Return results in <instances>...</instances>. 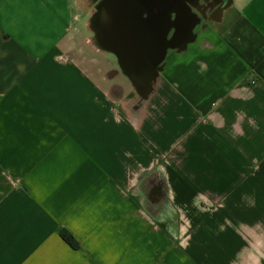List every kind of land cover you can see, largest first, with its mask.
Returning a JSON list of instances; mask_svg holds the SVG:
<instances>
[{
    "label": "crops",
    "instance_id": "0c3cea01",
    "mask_svg": "<svg viewBox=\"0 0 264 264\" xmlns=\"http://www.w3.org/2000/svg\"><path fill=\"white\" fill-rule=\"evenodd\" d=\"M117 3L0 0V264H264V0L147 4L143 79Z\"/></svg>",
    "mask_w": 264,
    "mask_h": 264
},
{
    "label": "water",
    "instance_id": "95a60500",
    "mask_svg": "<svg viewBox=\"0 0 264 264\" xmlns=\"http://www.w3.org/2000/svg\"><path fill=\"white\" fill-rule=\"evenodd\" d=\"M169 2V1H168ZM167 2V3H168ZM165 6H170L169 3ZM134 11L131 12L134 18L138 21L140 19L137 17L136 13H140L141 5H132ZM152 7L156 9L162 8L159 4H152ZM125 8V7H124ZM169 12V11H168ZM131 16V14H130ZM130 20H125L124 17L114 18L110 17L107 28L98 33V39L102 44L111 47L120 53L123 59V63L128 67H138L140 70L139 79H143L147 72H150L153 66H156L158 62H153L150 64V53L153 51L147 50L148 43H156V36H151L149 39L147 35L138 33L137 26H131ZM131 24H133L131 22ZM126 31V33H124ZM128 31V32H127ZM137 78V79H138Z\"/></svg>",
    "mask_w": 264,
    "mask_h": 264
},
{
    "label": "flooded vegetation",
    "instance_id": "af4514ba",
    "mask_svg": "<svg viewBox=\"0 0 264 264\" xmlns=\"http://www.w3.org/2000/svg\"><path fill=\"white\" fill-rule=\"evenodd\" d=\"M170 0H118V3L116 5V8L118 9V12H120V17L125 20H130V25L135 27L137 26L138 33L148 35L152 31V15H150L149 11H147V4H159V5H165ZM140 4L141 10H142V19L140 21L136 20L131 12L134 11L132 5ZM125 7V8H124ZM146 7V8H145ZM164 13V9H159V15L157 19V25L160 28L162 25V17ZM131 14V16H130ZM131 22L133 24H131ZM156 25V23H155ZM160 31V30H158ZM128 32V31H127ZM126 33V31H124Z\"/></svg>",
    "mask_w": 264,
    "mask_h": 264
},
{
    "label": "rangeland",
    "instance_id": "374dc122",
    "mask_svg": "<svg viewBox=\"0 0 264 264\" xmlns=\"http://www.w3.org/2000/svg\"><path fill=\"white\" fill-rule=\"evenodd\" d=\"M97 2H98V0H81L82 9H84V11L86 13L84 22L86 20H88V22H87V24H84V22H83L82 37L78 38L77 41L80 44L91 46V47H93L94 45H97L94 30L89 29V19L91 18L92 14L96 10Z\"/></svg>",
    "mask_w": 264,
    "mask_h": 264
},
{
    "label": "trees",
    "instance_id": "16d2710c",
    "mask_svg": "<svg viewBox=\"0 0 264 264\" xmlns=\"http://www.w3.org/2000/svg\"><path fill=\"white\" fill-rule=\"evenodd\" d=\"M61 235H62V237L64 238V240L66 241V242H68L70 245H72V246H76V244H75V241H74V238H73V236L72 235H70L69 233H67V232H62L61 233Z\"/></svg>",
    "mask_w": 264,
    "mask_h": 264
}]
</instances>
